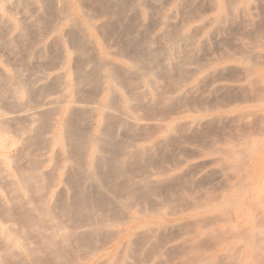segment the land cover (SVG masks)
Returning <instances> with one entry per match:
<instances>
[{"label": "bare ground", "instance_id": "bare-ground-1", "mask_svg": "<svg viewBox=\"0 0 264 264\" xmlns=\"http://www.w3.org/2000/svg\"><path fill=\"white\" fill-rule=\"evenodd\" d=\"M50 1L52 0H38V3L42 2L47 4ZM80 1L82 2L84 0ZM94 1L95 3L99 4L102 11V19L104 18L103 24H100L101 26L91 25L87 22H84H89V20H85L88 18V16L86 15V17L83 15V11L80 8L78 10L82 11H80V13L83 15V18L85 16L84 21L83 19L78 18L71 22L68 25V28L67 26L65 27L67 29L65 31V38L68 39L69 42H67L68 44L70 43V46L72 47V49L69 48V50L70 52L74 50L76 54H73L78 55V58L76 57L75 59L79 60L76 62L77 64L75 63V65H73L75 66V68H73L75 70L72 71V74H69V72L64 74V83H61L60 85H63L62 88L64 90H74V94L65 97L61 96L63 100L58 103V107L61 109H58V107L55 109L52 108L54 110L50 113L49 110L51 109L45 110L47 113H44L43 109L39 110L37 106H31L34 113H32L33 116L39 118V122L43 124L44 129L50 128V131L52 130V144H61L63 139L66 141V143H68L66 144V146L68 145L67 147H69L68 153H66L63 158V161L69 165L68 169L66 170L71 172V174H74V179L77 178L76 182L78 180V182L81 185L83 184L84 187L87 186V184L90 185L89 190H85V187L84 191L77 195L73 204H68L63 201H60L58 204L66 216L70 217V219H76L78 225H82V228L87 227V230H89L86 233H69L70 230H73H68L67 227L64 226V223L60 221L55 211L47 206L46 201L51 196L50 194H47L48 192H46V189L48 188L46 183L47 181L49 182L52 177L42 174L41 167H35L33 171L30 170V173L26 177L23 176L22 179L19 177L21 180H19L20 182H17L18 184L16 183V192L19 191L24 199L28 201V203H31V183H38L39 185L37 189H35L36 192L44 193V197L41 199H44L45 203L38 206L36 205L32 211L26 212V214H28V217L29 215H31V217L33 215H39L37 219L40 217V215L49 217V222L51 223V225H49L50 227L52 226L51 228L54 232L50 238L47 237L48 239L45 243L46 249L53 253L55 256L54 259H56L59 264H134L135 261V264H171V262H173L171 261L172 255L166 246L169 243L170 238L168 243L165 244L167 240L164 238V234L167 235L166 231L170 227L179 225H172L167 219L169 217L175 218L173 219L174 221H179L183 218H190V220L193 219V221H196L197 225V228L194 227L193 232H195V229L197 230L198 227L200 231H203L204 229L200 224H198L199 221L202 223L203 218L205 220V217L208 218V216L216 214L218 217L222 218H220L222 221H224L225 224H223V222L221 224H223L222 226L226 225L224 226L225 228L221 230L218 228L220 231H210V229H208L209 233H202L208 234L209 236L213 235L218 239L216 242V239L214 238V242L217 243V251L213 253H211V251H208L209 253L202 251L203 247L201 246L203 244L200 242L202 244L201 245L198 240V235L201 233H182L181 236L178 235L179 237H177L182 241L181 244L183 245L181 247H183V250L178 251V254L176 253L177 250L174 252L177 254H175V259L176 257L177 259L184 258V264H264V0H195V2L190 4V0ZM17 2L29 5L32 4L33 6L36 0H16V3ZM201 2L205 3L207 6V10L204 11V14H206V12L211 13L210 17H203L201 16V13L196 10V7H198L199 4H202ZM167 4H172L173 7L169 14L164 13V6ZM79 5L81 6L82 4H80L78 1L77 7ZM52 6L54 5H51V7ZM201 12L203 13V11ZM85 14H87V12H85ZM90 16L88 19H90ZM60 19H57V22H59ZM67 19L68 18L66 17V21ZM63 20L61 22H63ZM95 24H97V22ZM55 26L56 25L53 27ZM103 28L106 33H108V35H112L114 38L116 37L118 41L124 45L121 55L125 57V59H128L130 62L129 65L126 64V66H118L119 64L115 65L111 63L110 60L103 57L97 46L90 45L91 36L94 33L93 30L100 31ZM156 30H159L160 32L157 33ZM228 33L229 35H234V33H236L237 36H239V41H237L239 42L238 45H223L224 41L222 42L221 39L223 36H225V34L227 35ZM100 34H102V32H99L98 37ZM202 38H204L203 41L201 40ZM210 39L218 41L216 44L220 43V45H216L214 43L215 46H218L217 48H212L213 50L207 49L209 47L207 46L209 43L208 40ZM102 52L104 51L102 50ZM66 56H64V58ZM69 58L70 56L68 59ZM229 61H237L238 63L237 65H231L227 63ZM85 66H89L90 70H85ZM233 72L240 73L242 80L244 79V81L249 82L247 85L250 83L256 84V87L258 88L251 91V95H245L242 91V94L244 95L243 101L239 102L240 104H232L233 106H230V104L228 106H230L229 108L232 114L233 112L234 114L235 112H238V114L235 115L240 116L244 121L243 123L254 125L257 122H260L262 124L261 130L254 133H246L242 138H237L238 140L236 139L235 141L232 139L230 142L224 143V141V144L222 143L223 146L217 145L215 142L214 144L210 142L204 143L200 141L201 137L199 134L202 131L200 132L199 127L206 121L214 122L216 118L212 115H203V112L206 114V112L203 110L202 112L188 109H183L182 112H178L176 114L179 115L178 117L176 115L174 117L173 115L172 118L170 117L162 123H158V126L155 130V136L161 138L160 140L163 144L171 145V142H177L179 145L181 144L186 146H184V148L186 157L188 159L185 161L184 158V162L179 164L177 160L174 161L178 165H176L174 169H171L175 172H180V174L174 177L175 180H178V183L185 180H191L192 183L194 182V186L195 184L201 186L209 176L207 171L212 170L211 168L208 169V167L211 165H218V167L220 166V168L227 172L225 174L226 176L228 173L234 176V178L232 176L233 179L230 181L231 184L229 182V187L225 188L226 191L223 189L222 191L225 192L223 194L220 193L217 197L208 195V197L206 196L203 198V196L199 197V194H196L192 197V200L189 199L191 201H189L190 203L188 202L189 205L184 210H178L177 206L175 208L174 204H172L169 200L154 203L155 207H152L151 205L152 209L148 212L152 213L151 215L149 214V216L153 215L152 217H149L147 215L148 213H144L145 211H143L141 208L139 209H141L143 212L138 209L135 210L133 207L134 209H132L135 210L134 214L131 212L132 214L128 213L126 215L127 217L125 226H127V233H123V231H120L119 233H105L107 230L106 228L111 226L110 224L112 223H105V220L102 218L104 214L99 216L97 214L98 212H102L103 207L105 208V205L109 204V201L112 200H107L105 197V201L102 198L104 196V190L107 188L106 178L114 172L116 173L115 175H117L116 177H122L124 175L130 177L127 175L129 173L126 171L127 164L130 162V160H133V158L136 156H141L140 154L145 155L146 153H151L149 150V152L147 151L150 146H142L139 148L138 141L135 140L133 136L131 137V141L129 140L126 142V140L125 143L122 142L123 139L122 141L119 139V137L122 135V132L128 133L129 131H136V133H138L137 130L140 128L143 129V126H146L147 123L143 124L144 116L138 114L137 112L138 105L141 103L147 106H149V104H154L158 108H169L172 111L171 107L174 106V103L180 101V99L186 95H183V93L187 92L185 91L187 85L193 84L197 87L201 82L204 83V81L214 82L224 79L226 76L229 77ZM71 77H73L72 81H70ZM239 78H237V80ZM7 80L9 83V79ZM14 81L16 80L13 77L11 83L16 86L17 93L22 94L25 88L20 83L15 84ZM19 81L21 82V80ZM125 83L134 85V87L123 94L118 88L123 87L124 89V87H126L124 86ZM55 84L57 86V83ZM220 84L223 85L222 83ZM5 85L8 86V84ZM24 85H26V83ZM225 85L227 86L228 84ZM166 87L171 88L170 93L172 95L168 94V92L165 90ZM247 87L249 89L251 88L250 86ZM188 88H191V86ZM4 90L6 91V89ZM239 94L241 93L239 92ZM243 95H241V97ZM2 99L5 100V97ZM226 99H228V97ZM233 99L234 98L231 100ZM235 99H237L236 96ZM224 104L222 103L223 107H225ZM213 107H215V105ZM119 108H121V110H119ZM218 109L216 108V111H219ZM29 113H31V111ZM32 114L31 117H33ZM57 115L60 116V118H56ZM183 116L186 118V120L185 118H181ZM34 122L36 121H33V123ZM260 123H257V125ZM250 130H252V128ZM29 131L30 133H35L33 128H31ZM3 132L0 138V167L2 164L15 161V156L10 153L11 148L14 146V142L11 140L12 137H10L6 131ZM40 132L42 131L40 130ZM40 132L36 131L37 134H35L38 135ZM144 134L146 135V132H144L143 135ZM144 137L142 136V139L140 140H143ZM179 149L180 147H178V150ZM180 153H182V151ZM181 171L184 173H181ZM16 172L19 173L18 170ZM94 174H97L96 176L98 177L95 178ZM161 174L162 175L157 179L158 185H156V187H153L149 183V181L151 182V180H149L150 175L145 176L143 178V181H145L144 189L149 190L150 193L153 194L157 190L161 189L162 183L165 182L167 178L163 173ZM223 174L224 173H222V177L224 176ZM130 178H128V181L130 182H127L130 184V187L133 188L132 186L135 183L132 185L133 182H131ZM191 181H189L190 184ZM166 183L167 182H165V184ZM163 186L165 187V185ZM183 186H185V184ZM125 187L126 184L123 188ZM191 187L193 190V186ZM203 188L204 187H202L201 191H204ZM126 193L127 192H125V194ZM203 193L207 194L209 192ZM131 194L134 196L136 195V193L129 192L127 193V196L130 195L131 197ZM130 204L132 207V202ZM122 206H125L127 210L126 212L131 209V207H129L130 205L128 206L124 204ZM136 206L137 204L135 207ZM17 210H19V208ZM14 211L8 206L3 207L0 209V216L4 217V220L7 218L9 221H11L12 217H14ZM113 213L117 215L118 211L114 210ZM59 214H61L60 211ZM28 219L31 221L34 219V217L32 219L29 217ZM46 221H48V218ZM108 221L110 220L108 219ZM125 222L123 224H125ZM4 223L6 222L4 221ZM169 223L172 226H170ZM193 224L195 226V223ZM137 228L141 229L142 233H137L138 231L134 233V230ZM0 230L1 264H6V259L14 260V262H17L18 264H45L44 261L40 259L39 250L37 251V248L35 249L26 238L19 234V231L17 232V230L7 225H3ZM216 231H218V233ZM176 235H173L172 233L173 238ZM199 237L203 238L204 236ZM175 239L177 240L176 237ZM75 242L81 243L83 246H85L86 253L85 255L84 253H81L83 257H77L78 255L76 254V258L70 259L68 256L66 257L67 253L65 255V251L69 252V250H72L73 248L71 249V246H73ZM80 245L77 247H80ZM170 248H172V246ZM173 248L176 249V247ZM215 250L216 249L214 248L213 251ZM71 254L74 255L73 253ZM79 256L81 255L79 254ZM182 261H180L181 264Z\"/></svg>", "mask_w": 264, "mask_h": 264}, {"label": "rangeland", "instance_id": "rangeland-1", "mask_svg": "<svg viewBox=\"0 0 264 264\" xmlns=\"http://www.w3.org/2000/svg\"><path fill=\"white\" fill-rule=\"evenodd\" d=\"M39 1H41V0H39ZM42 1H44V0H42ZM78 1L82 5L81 6L79 5L77 7ZM93 1L94 0H84L82 2L80 0H76V1L75 0L74 1L73 0H63V1L62 0H60V1L59 0H55V1L52 0L49 3L45 4L42 2L38 3V0H36V2H34L33 6H32V4L29 5V4H25V3H21V2L16 3V0H7V1L0 0V7L2 8V9L0 8V46H1L0 47V102H1L0 103V114H1V120H0V122H1L0 123V134L1 135H0V138H1L2 134L4 133L3 131H6L10 135V137H12L11 140L14 142V146L11 148L10 153L13 156H15L14 162L2 164V166L0 167V169H1V171H0V209L8 206L9 208H11L14 211L15 209L17 210L19 208V210H17V211L15 210L13 212L14 217H12L11 221H9V219H7V218H6V220H4L5 218L0 216V218H3V219H0V229L3 225H7V226H10V227L14 228L15 230H17V232L19 231L18 232L19 234H21L24 238H26L28 240V242L35 249L37 248V251L39 250L40 254L39 253L38 254L40 256V259H42V261H44L45 264H56V263L59 264L57 262V260L54 259L55 256L53 255V253H51L48 249H46V246H45L46 240L48 239L47 237L50 238L52 233L54 232L51 228L52 226L50 227L51 223L49 222V217L40 215L41 218L39 217L40 219L38 218L39 219L38 220L37 217L39 215H37V216L33 215L32 217H31V215H29V217L31 219L33 217L35 219V220L32 219L31 221H29L28 214H26V212L32 211V209H34V207H36V205L38 206V205L45 203L44 199H41L44 197V193L36 192L35 189H37V187L39 185L38 183H33V184L31 183L32 191H31V196L29 195L31 198V200H30L31 203H28V201L26 199H24V197L22 196V194L19 191L16 192V190H17L16 183L20 182L19 180H21L23 178V176L26 177L30 173V170L33 171L35 169V167L36 168L41 167L42 174H46V175L52 177L49 180V182L47 181V183H46L48 185L46 192H48L47 194H50V196H51V197H49L50 199L48 198L46 201L47 206L49 208H52L55 211V213L58 215V218L60 219V221L62 223H64V226H66L68 230H70V229L73 230V231L70 230L71 232L69 231V233H72V232L73 233H86L89 230V229L87 230V227H85L86 228L85 229L84 227L82 228V225H78L76 219H73V218L70 219V217L66 216L64 214V212L62 211V209L58 206V204L60 201H63V202L68 203V204H73L77 195L79 193H81L82 191H84L85 187H86L85 190H89L90 185L87 184L88 187L87 186L84 187V185L83 184L81 185L78 182V180L76 182L77 178L74 179L75 176L73 173L71 174V172L66 170V169H68L69 165H67V163H65L63 161V158H64V155H66V153H68L69 147H67L68 145L66 146V144H68V143H66V141L63 139L61 144L60 143L57 145L52 144V133H51L52 130L50 131V128L44 129L43 124L39 122V118L33 116L34 113H33V109L31 108V106L35 105V106H37V108L39 110L43 109L44 113H47V112H45V110L51 109V110H49V113H50L56 107H58V103H60V101L63 100V98H61V96L65 97V96H70L71 94L72 95L74 94L73 93L74 90H64L62 88L63 85H60L61 83H64V80H65V78H63L64 74L68 73V72H69V74H72L73 73L72 71L75 70V69H73V68H75V66H73V65H75V63L78 62V60H79V59L78 60L75 59L78 55H75L76 53L74 52V50H72L71 52L69 50V48L72 49V47L70 46V43L68 44V42H69L68 39L65 38V31L67 30L65 27L67 26V28H68L69 27L68 25L71 22H73L75 19H78V18L79 19L81 18L84 21L86 15L88 16V18L90 15H92L93 17L90 16V19H88V18L85 19V20H89V22L88 21H84V22H87L88 24H91V25H100L101 23L103 24L104 18L102 19V16H101L102 15L101 8H100L98 3H95V1L94 2ZM192 2H195V0H190L189 4ZM201 3L202 4H199V6L197 5L198 7H196V10L201 13V16L210 17L211 13L206 12V14H204L205 13L204 11L207 10L206 4L203 2H201ZM61 4H62V6H61ZM51 5H54V6L51 7ZM50 7L52 10L50 9ZM80 8L84 13L81 10H78ZM44 9H45V11H44ZM172 9H173L172 4H167L164 6V13L169 14ZM71 10H73L74 12ZM49 11H50V13H49ZM80 11L82 12L83 15H85L84 18H83V15L80 13ZM201 11H203V13ZM68 12H69V14H68ZM85 12H87V14H85ZM44 14H46V15H44ZM79 15H81V16H79ZM66 17L68 18L67 21H66ZM63 18H64V20H63ZM41 19L44 21H42ZM57 19H60V21L57 22ZM62 20H63V22H61ZM94 22L95 23L97 22V24H95ZM63 23L67 24V25H64ZM54 25H56V26L53 27ZM49 30H50V33H49ZM103 30H104V28L101 29L100 31H97V30L94 31L93 30L94 33L91 36V44L90 45L91 46H94V45L97 46V48H99L98 50L102 53L103 57L110 60L111 63H113L115 65L119 64L118 66H120V65L126 66V64L129 65L130 62L128 61V59H125V57H123L121 55V51L124 48V45L120 41H118V39L116 37L114 38V36L108 35V33H106V31L105 30L103 31ZM99 32L100 33L102 32V34H100L101 37L100 36L98 37ZM156 32L159 33L160 31L156 30ZM229 33H232V32H229ZM229 33L227 35L225 34V36H223V38L221 39L222 42L224 41L223 45H225V46H229V45L236 46V45H238L239 42H237V41H239V36H237L236 33H234V35L230 34L231 35L230 36ZM92 38H94V39H92ZM97 38H98V40H97ZM203 39L204 38H202L201 40L203 41ZM58 40L62 43H60ZM95 40H97V41H95ZM8 41H9V43H8ZM208 42L209 43L207 46H209V47L207 49L213 50L212 48L215 49L218 47V46H215V44L218 41L210 39V40H208ZM222 42H221V45H222ZM224 43H226V44H224ZM234 43H236V44H234ZM216 45H220V43L216 44ZM102 50L104 52H102ZM73 53H75V54H73ZM64 56H66V57L64 58ZM69 56H70V58L68 59ZM70 59H71V61H70ZM227 63L231 64V65H237L238 62L237 61H229ZM32 70H33V72H32ZM85 70H90V67L85 66ZM232 71H238V70H232ZM235 74H236V76L238 74L240 75V73H238V72H233L230 75L231 77L226 76L224 79L214 81V82L204 81V83L201 82L197 87L194 86L193 84L187 85L185 88V91H187V92L183 93V95L186 94L187 96L184 95L183 98H181L183 100V102L181 99H180V101L175 102L174 106L171 107L172 111L169 108H161V107L158 108L154 104H152V105L149 104V106H151V107H149L145 104H142V103L138 105L137 112H138V114H141L144 116L143 124L147 123L146 126H143L144 127L143 129L140 128L139 130H137L138 133H136V131H134V132L129 131L128 133L122 132V135L119 137V139L121 141L123 139L122 142L125 143L126 140H127L126 142H128L129 140L131 141V137L133 136V138H135V140L138 141V144H139L138 147L139 148L142 146L143 147L144 146H150L149 147L150 149L148 148L147 151L149 150L151 153H146L145 154L146 156L143 154H140L141 156H136L135 158H133V160L131 159L130 162L127 164L126 171L129 173L127 175L130 176L131 178L132 177H134V178L131 179L130 177H127L126 175H124L122 177H119V176L116 177L117 175H115L116 174L115 172L110 174L111 177L108 176L106 178L107 179V181H106L107 188L104 190V193H103L104 196L102 198H103V200H105L104 199L105 197L107 200L112 199L111 200L112 204H111V201H109V204L111 206L109 204H106L105 208L103 207L102 212H98V214H97L98 216L101 214H104L105 216L103 215L102 218H103V220H105V223H108V224L112 223V224H110L111 226H109L110 228L109 227L106 228L107 230L105 231V233H107V232L108 233H110V232L119 233L120 231H123V233L124 232L127 233L126 232L127 226H125L126 225L125 221H126V217H127L126 215L128 213L134 214L135 210H137V209L138 210L142 209L143 211H145L144 213H148L149 210L152 209V207H155L154 203L164 202V200L165 201L169 200V201H171L172 204H174L175 208L177 206L178 210H181V209L184 210L189 205V203H190L189 201H191L192 197L195 196L196 194H199V197L203 196V198H205L206 196L208 197V195L217 197L220 193L223 194L226 191L225 188L229 187L228 185L231 184L230 181H231V179L234 178V176L232 174L230 175L229 173L226 176L225 174L227 172L224 171L222 168H220V166L218 167V165L217 166L211 165L210 167H208V169L211 168L212 170L211 171L206 170L208 172L209 176L206 178V180L204 182L205 184L203 183L204 185L202 184L201 186H198L195 184V186H194V182L192 183L191 180H185V181H182L183 183L182 182L178 183V180H175L174 177H176V175L180 174V172H175L171 169H174L176 165H178L179 163H183L184 160L186 161L188 159L186 157V152H185V148H184L185 145L180 144L181 145L180 146L177 142H171L170 143L171 145H165L161 142V140H160L161 138H159L158 136H155L156 135L155 130H156V127L158 126V123L160 124V122L162 123L166 119H169L170 117L172 118L173 115L175 117V115L178 112H182L183 109L184 110L188 109V110H192V111H202L203 110L206 112V114H204V112L202 111L203 115H205V116L206 115H212L213 117L215 116L216 120L214 122L206 121V122L202 123L199 127L200 132L202 131L199 134L201 137L200 141H202L204 143L210 142V143L214 144V142H215V144L223 146V144L226 142H230L232 140L235 141L237 138L238 139L242 138L246 133H250V132L254 133V132H258L259 130H261L262 124L260 122H257V123H260L261 125L260 124L257 125V123L254 124V122H253L254 125H252V124L249 125L247 123H243L244 122L243 119L240 116L235 115V114H238V112H235V114L233 112V114H232V112L229 108L230 106H233L235 104H240L239 102H242L244 99L243 94L251 95V93H252L251 91L258 88V87H256L257 86L256 84L250 83L249 85H247V83H249V82L244 81V79L242 80L241 75H240V78H241L240 79L239 75L236 77ZM6 76H7V79H9V83H8V80L6 79ZM9 77H11L12 79ZM13 77L16 80V81H14L15 84L20 83L25 88V90L22 94H18L17 90H16V86H14V84L11 83V80H13ZM18 78H19V80H21V82L18 80ZM226 78H227V80H226ZM237 78H239V79L237 80ZM234 79H235V81H234ZM72 80H73V77L70 78V81H72ZM53 81L55 83H57V86ZM16 82H18V83H16ZM25 83H26V85H24ZM220 83H222L224 86L221 85ZM5 84H8V86ZM225 84H228V85L226 86ZM59 85H60V87H59ZM246 85L250 86L251 87L250 89H252V90H250ZM124 86H126L128 90L126 89V87H124V89H123V87L118 88L119 91L121 90L120 92L123 94L126 93V91L128 92L129 89H132V87H134V85H129L128 83H125ZM190 86H191V88H188ZM194 87H196V88H194ZM230 87H231V89H230ZM243 87L246 90H244ZM218 88H220V89H218ZM4 89H6V91L8 93ZM240 89H241V91H240ZM247 89H248V91H247ZM165 90L168 92L169 95H172L170 93V90H171L170 87H166ZM236 90H237V94H236ZM33 91H35V92H33ZM222 91H223V93H222ZM226 91H227V94H226ZM242 91H243V94H242ZM239 92L241 94H239ZM41 93H42V95H41ZM191 93H193V94H191ZM234 94H235L237 99H235ZM241 95H243V96L241 97ZM3 97H5V100L2 99ZM227 97H228V99H226ZM59 98H60V100H59ZM232 98H234V99L231 100ZM35 100H37V101H35ZM5 102H7V103H5ZM221 102L223 104L227 103L226 105L224 104L225 107H223ZM234 102H236V103H234ZM183 103H184V105H183ZM214 105H215V107H213ZM228 105H230V106H228ZM188 107H191L192 109L188 108ZM218 107H219V109H218ZM52 108H54V109H52ZM216 108L219 111H216ZM58 109H61V108L58 107ZM119 110H121V108H119ZM222 110H225V111H222ZM30 111H31V113H29ZM172 112H173V114H172ZM31 114L33 117H31ZM170 114H172V115H170ZM176 116L178 117L179 115H176ZM32 118H34V119H32ZM50 118H49V121H50ZM56 118H60V116L57 115ZM181 118L184 119L185 117L183 116ZM185 120H186V118H185ZM33 121H36V122L33 123ZM249 123H252V122H249ZM147 125H148V127H147ZM9 127H11V128H9ZM42 127H43V129H42ZM229 127H230V129H229ZM248 127H249V129H248ZM4 128H5V130H4ZM31 128H33L34 131L36 129H38L36 131L40 132V130H41L42 132H40L38 135H36L37 134L36 131H35L36 134L30 133L29 130H31ZM46 128H48V127H46ZM251 128L253 131L250 130ZM142 131L146 132V135L145 134L143 135L144 132H142ZM203 131H204V133H203ZM202 133H203V135H202ZM138 134L140 136L142 135L143 137L145 136L143 138V140H140V139H142V136L140 137ZM150 134H152V135H150ZM149 135H150V137H149ZM158 141H159V143H158ZM211 141H213V142H211ZM161 144H163V145H161ZM62 147H63V149H62ZM178 147H180L179 150H178ZM152 148H153V151H152ZM180 150L182 151V153H180L181 152ZM178 157H179V159H178ZM19 158H20V160H19ZM176 160L178 161V164L176 162H174ZM150 161H151V163H150ZM154 163H156V164H154ZM144 164H146L147 166ZM149 164H151L152 166ZM141 165H142V167H141ZM144 166H145V168H144ZM16 167H17V169H16ZM216 167H217V169H216ZM17 170L19 171V173L16 172ZM20 171H22V172H20ZM167 171H169V172H167ZM213 172H215V173H213ZM221 172L224 173L223 177H222ZM50 173H52V174H50ZM151 173H153V174H151ZM161 173H163L165 175V177H167L166 181H165L167 183L165 184V182H163L164 184L162 183L161 189L157 190L158 192L156 191L154 194L150 193L149 190H145L144 189L145 181H143V178L145 176H149L151 174L152 175V176L150 175L151 179L149 178V180H151V182L149 181V183L153 187H156V185H158L157 179L162 175ZM181 173H184V172L181 171ZM209 173H211V174H209ZM96 175L97 174H94L95 178L98 177ZM232 176H233V178H232ZM19 177L21 179H19ZM128 178H130L131 182H133L132 185L135 183L134 184L135 186L134 185L132 186L133 188H131L130 184H128V182H130V181H128L129 180ZM226 179H230V180H226ZM119 181H121V182H119ZM189 181H191V184L189 183ZM232 181H234V180H232ZM229 182H230V184H229ZM154 183H156V184H154ZM125 184L127 187V188L125 187L126 189L123 188L125 186ZM184 184H185V186H183ZM28 185H30V184H28ZM33 185H34V187H33ZM73 185H74V187H73ZM163 185H165V187ZM191 186H193L194 191L192 190ZM223 186H225V187H223ZM202 187H204L203 188L204 191L203 190L201 191ZM179 189H180V191H179ZM223 189L225 191H222ZM124 191L127 193H129V192L136 193V195H135L136 198L132 194H131V197H130V195H128L129 196V198H128L127 193L125 194ZM203 192H205V193L209 192V193L204 194ZM190 193H191V195H190ZM156 194H157V197H156ZM215 194H217V195H215ZM197 197H198V195H197ZM22 198L24 199V201ZM126 198H128V199H126ZM113 199H114V202H113ZM189 199H191V200H189ZM145 200H146V202H145ZM25 201H26V203H25ZM185 201H187V202H185ZM131 202H132V207L130 204ZM124 204L128 205V206L130 205L129 207H131V209H129L128 212H126L127 210H126L125 206H122ZM134 204L135 205L137 204V206L135 207ZM151 205H152V207H151ZM55 206H57V207H55ZM122 207L124 210L122 209ZM133 207L135 208V210H133L134 209ZM139 208H141V209H139ZM114 210L118 211L117 215L115 213H113ZM59 211L61 214H59ZM149 214L151 215L152 213H148L147 215L149 216ZM98 216H96V217H98ZM121 216H123V217H121ZM152 216H149V217H152ZM47 218H48V221H46ZM220 218L221 217H218L216 214L210 215V216H208V218L205 217V220L203 218V221L201 220L202 223L199 221L198 224H200L205 230L203 229V231L202 230L200 231V229L198 227V229L197 230L195 229V232H193L194 227L197 228L196 221H193V219L190 220V218H183L182 220H179V221L176 220L177 221V223H176V221L173 220L175 218L169 217L167 219L168 222H171L172 225H179V226H172L169 223L170 226H172V227H170L166 231L167 235L164 234L165 237L163 236L167 240L165 244L168 243L169 238H170L169 243L171 241L170 244L168 243L166 245L167 248L170 250V253L172 255L171 261H173V262H171V264L172 263L173 264H181L180 261H182L184 259V258H178L177 259V257H176L177 261L175 259V254L176 253L178 254L179 253L178 251L183 250V247H181L183 245V244H181L182 241H181V239L178 238L179 236L182 235V233H191V232L192 233H201L200 235H198V240H199V243L202 242V244H203L202 245L200 243L202 245L201 247H203L202 251H204L206 253L208 251H211V253L216 252L217 251V247H216L217 243H215L214 241L216 239V242H217L218 239L213 235L209 236L208 234H203V233H205V232L209 233L208 229H210V231L224 229L225 228L224 226H226V225L222 226L225 223H224V221L221 220L222 218L221 219ZM108 219L110 221H108ZM206 219H207V221H206ZM1 220H3V221H1ZM26 220H27V222H26ZM4 221L6 223H4ZM180 221H181V223H180ZM191 221H193V222H191ZM124 222H125V224H123ZM214 222H216V223H214ZM222 222H223V224H221ZM36 223H37V225H36ZM193 223H195V226ZM43 226H45V227H43ZM79 226H80V228H79ZM214 227L215 228L217 227V228L215 229ZM124 228H125V231H124ZM134 231H135L134 233H136V231H138L137 233H142V230L139 228L135 229ZM196 231H198V232H196ZM0 232H1V230H0ZM216 232L218 233V231H216ZM172 233H173V235L177 234L175 236L177 238V240L175 239V237L174 238L172 237ZM199 236H204L203 237L204 239L202 237H199ZM212 238L213 239L215 238V239L213 240ZM35 240H37V241H35ZM209 243H210V246H209ZM80 244L81 243L75 242L74 245L71 246V249L73 248L72 249L73 251L72 250H69V252L65 251V255L67 253L66 257L68 256V258H70V259L76 258L77 255H78L77 257H83L82 254L84 253V255H85L86 248H85V246H83L82 244L80 245ZM206 244H207V246H206ZM79 245H80V247H77ZM171 246H172V248H170ZM179 246H180V248H179ZM173 247H176V249ZM177 247H178V249H177ZM214 248L216 249L215 251H213ZM173 249H175V250H173ZM175 251H176V253H174ZM71 253H73L74 255H72ZM79 254L81 256H79ZM173 256H174V258H173ZM55 260H56V262H55ZM135 262H134V264H135ZM9 263L10 264H16L17 262H14V260H10V259L7 260L6 259V264H9ZM2 264H5V263H2ZM182 264H184V260L182 261Z\"/></svg>", "mask_w": 264, "mask_h": 264}]
</instances>
